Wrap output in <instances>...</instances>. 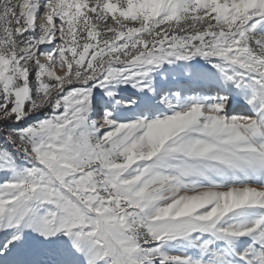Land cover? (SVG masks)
Returning <instances> with one entry per match:
<instances>
[{
  "label": "snow or ice",
  "instance_id": "obj_1",
  "mask_svg": "<svg viewBox=\"0 0 264 264\" xmlns=\"http://www.w3.org/2000/svg\"><path fill=\"white\" fill-rule=\"evenodd\" d=\"M0 264H264V0H0Z\"/></svg>",
  "mask_w": 264,
  "mask_h": 264
}]
</instances>
